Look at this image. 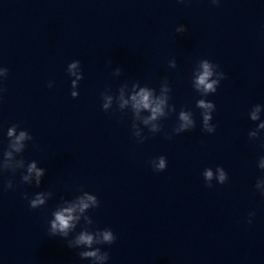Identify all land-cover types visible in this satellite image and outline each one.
<instances>
[{"label": "clouds", "instance_id": "obj_1", "mask_svg": "<svg viewBox=\"0 0 264 264\" xmlns=\"http://www.w3.org/2000/svg\"><path fill=\"white\" fill-rule=\"evenodd\" d=\"M70 67L75 68L76 64L73 63L72 65H70ZM203 69H204V71L199 76V78L197 80V84L202 85L206 92L207 91H215L214 84L216 83V81H212L211 83L208 82L209 77L212 75V73L210 71V67H209V64L207 62L203 63ZM73 96H75V93H73ZM150 96H151L150 92L142 89L140 91L138 97L133 96L132 99L134 101H136L135 107L137 109H139L141 107H143L145 109H150L151 116L148 118V120H154V119H156L158 114H162L161 105L163 104V101L161 100L159 103L156 104L155 107H153L152 101L150 100ZM105 107H107V105H105ZM200 107L205 108V109H210L212 107V105L211 104H205L203 101H201ZM181 119L183 121H185V124L182 125V127H187L188 125H190L192 123V121L189 119V117L183 113H181ZM204 119H205V124L207 125V121L210 119V117L208 115H205ZM252 119L253 120L257 119V116L255 113H253ZM148 120H146L145 123H148ZM261 127H264V124H262ZM211 130L212 129L209 128V131H211ZM8 135L12 136L13 131L9 130ZM25 137H26L25 132H21L20 135L16 137V143L13 145V147H15L17 151L20 150V142L23 141L25 139ZM158 168L159 169L165 168L164 158L160 159ZM28 171H29V173L35 172V174L38 178V182H39V177L43 174L42 170L37 169L36 165L33 163L29 167ZM219 171H220L219 180L221 183H223L226 179L225 173H224L223 169H220ZM205 177L210 180L212 178V172L210 170L206 171ZM24 179L27 180L28 177H25ZM88 200H93V197H88ZM43 204H44L43 194H38L35 199L31 200L30 208L36 209L38 206L43 205ZM87 207H88V204L82 200L81 204H80L81 211H83ZM72 212H73L72 208H65V209H63V211L55 213L56 218L52 222V229L54 231L56 229H59L61 232H65L71 226L70 222L73 220ZM249 223H251V221H249ZM112 239H113V237H112L111 233H109V232L104 233V240L105 241H111ZM92 240H93L92 236L87 235V234H82L78 238L77 243L91 245ZM83 255L95 256L96 253L95 252H88V253H83Z\"/></svg>", "mask_w": 264, "mask_h": 264}]
</instances>
